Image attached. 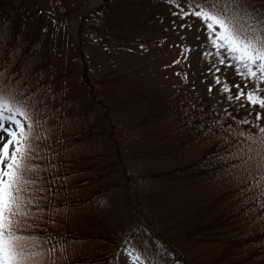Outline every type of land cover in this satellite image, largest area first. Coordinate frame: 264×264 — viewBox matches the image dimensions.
<instances>
[{
    "label": "rangeland",
    "instance_id": "374dc122",
    "mask_svg": "<svg viewBox=\"0 0 264 264\" xmlns=\"http://www.w3.org/2000/svg\"><path fill=\"white\" fill-rule=\"evenodd\" d=\"M196 10L197 0H0L10 37L0 60L19 41L11 71L25 66L22 84L51 114L33 161L38 206L21 229L56 246L46 259L141 264L146 250L153 264H264V197L219 155L235 139L219 127L255 133L239 121L259 109L227 99L252 85L215 62L199 18L174 15Z\"/></svg>",
    "mask_w": 264,
    "mask_h": 264
},
{
    "label": "snow or ice",
    "instance_id": "6c2138e0",
    "mask_svg": "<svg viewBox=\"0 0 264 264\" xmlns=\"http://www.w3.org/2000/svg\"><path fill=\"white\" fill-rule=\"evenodd\" d=\"M174 15H179L181 19L188 15L199 18L205 25L207 42L216 49L213 54L215 62L233 67L246 84L252 85L247 94L239 85L233 86L238 91L235 97L228 95L227 99L259 109L254 120L245 118L239 121V124H250L256 132L231 125L220 126V138L225 143L230 138L235 139L226 153L219 155L224 160L239 161L232 165L238 169L236 178L241 182L254 181L251 187L259 190V197H264V125L260 123L264 98L255 95L261 92L264 83V8L251 0H197L196 11H181ZM186 26L180 25L181 28ZM9 39L0 30V46L6 47ZM18 52L19 41L8 48L5 58L0 60V264H55V260L46 259L53 255L55 245L45 251L40 241L21 234L25 221L33 216V205L37 204L34 193L38 177L32 173L39 169L33 161L42 158L40 142L47 135L46 124L51 114H46L48 106L44 98H37L35 92H27V82L22 84L20 73L25 66L21 65L17 72L11 71ZM214 82L221 84L219 77ZM230 91L225 82L221 92ZM218 124V121L210 123L208 132H212ZM259 203L264 208V200H259ZM132 239L134 234L124 241L125 251L130 255L131 248L136 247L134 244L129 247ZM136 260L141 264L143 261L153 264V257L147 255L146 250L137 251Z\"/></svg>",
    "mask_w": 264,
    "mask_h": 264
},
{
    "label": "trees",
    "instance_id": "16d2710c",
    "mask_svg": "<svg viewBox=\"0 0 264 264\" xmlns=\"http://www.w3.org/2000/svg\"><path fill=\"white\" fill-rule=\"evenodd\" d=\"M90 263H93V262H90Z\"/></svg>",
    "mask_w": 264,
    "mask_h": 264
}]
</instances>
